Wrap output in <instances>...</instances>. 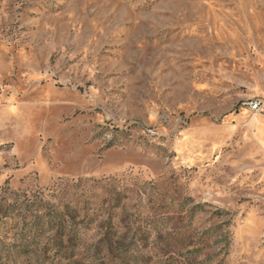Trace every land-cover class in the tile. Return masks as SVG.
Instances as JSON below:
<instances>
[{
    "label": "rangeland",
    "instance_id": "374dc122",
    "mask_svg": "<svg viewBox=\"0 0 264 264\" xmlns=\"http://www.w3.org/2000/svg\"><path fill=\"white\" fill-rule=\"evenodd\" d=\"M5 191L89 196L86 261L264 264V0H0Z\"/></svg>",
    "mask_w": 264,
    "mask_h": 264
},
{
    "label": "trees",
    "instance_id": "16d2710c",
    "mask_svg": "<svg viewBox=\"0 0 264 264\" xmlns=\"http://www.w3.org/2000/svg\"><path fill=\"white\" fill-rule=\"evenodd\" d=\"M5 192L0 193V264H130L129 258L136 260L132 244L121 243L118 225L111 220L100 239L90 246L96 251L95 258L86 261L79 256L83 224L92 222L91 213L95 212L89 196L82 207H71L70 199L58 209L43 198ZM113 195L114 206L119 207L121 192ZM12 231H16V238L10 241ZM140 235L141 230H135L134 237ZM103 251L105 255H101ZM110 254L115 257L110 258Z\"/></svg>",
    "mask_w": 264,
    "mask_h": 264
},
{
    "label": "built area",
    "instance_id": "2783aa9c",
    "mask_svg": "<svg viewBox=\"0 0 264 264\" xmlns=\"http://www.w3.org/2000/svg\"><path fill=\"white\" fill-rule=\"evenodd\" d=\"M246 104L250 107V109L254 111H261L262 110V101L259 99L251 100L246 102Z\"/></svg>",
    "mask_w": 264,
    "mask_h": 264
}]
</instances>
